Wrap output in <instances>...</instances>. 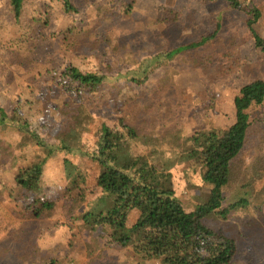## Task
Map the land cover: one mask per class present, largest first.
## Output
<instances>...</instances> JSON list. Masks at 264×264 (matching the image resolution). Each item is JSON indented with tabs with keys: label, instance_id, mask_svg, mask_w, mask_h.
<instances>
[{
	"label": "rangeland",
	"instance_id": "1",
	"mask_svg": "<svg viewBox=\"0 0 264 264\" xmlns=\"http://www.w3.org/2000/svg\"><path fill=\"white\" fill-rule=\"evenodd\" d=\"M237 1L238 8L226 0H72L76 11L66 15L54 0H29L26 19L17 27L25 28L35 47L27 54L31 64L19 65L5 50L17 31L10 25L9 0H0L1 263L45 264L55 258L58 264H160L133 257L109 230L77 218L110 205L96 186L100 166L91 153L103 128L117 131L130 152L156 165L159 182L174 191L184 209H194L197 189L209 188L203 170L192 166L194 155L207 132L233 123L232 100L239 88L264 79V53L246 27L257 9L261 15L253 27L264 40V0ZM217 24L208 43L164 66L151 60L142 83L115 77L154 52L197 42ZM201 61L209 66L206 71ZM66 63L100 71L107 79L83 97L71 98L36 75L37 69L60 70ZM162 78L164 89L159 88ZM251 113L257 118V111ZM121 123L137 138L129 139ZM257 138L253 134L248 141ZM41 161L40 170L25 176ZM244 192L249 194L245 207L210 224L237 240L232 264H264L263 182L253 189L229 188L226 204L238 202ZM38 198L55 205L53 217H29ZM72 199L79 202L75 220L62 213ZM136 218L132 210L113 235L129 234Z\"/></svg>",
	"mask_w": 264,
	"mask_h": 264
},
{
	"label": "trees",
	"instance_id": "2",
	"mask_svg": "<svg viewBox=\"0 0 264 264\" xmlns=\"http://www.w3.org/2000/svg\"><path fill=\"white\" fill-rule=\"evenodd\" d=\"M28 1L9 0L8 3L12 17L10 25H14L17 37L12 38L5 50L10 60L19 65L31 64L27 54L30 48L35 47L34 39L25 28L17 27L26 19ZM226 1L234 8L239 7L237 0ZM54 2L62 14L76 11L72 0ZM253 13L246 27L254 46L264 53V40L253 27L261 14L257 9ZM176 19L173 18L172 22H176ZM218 30L219 24L213 33L201 36L195 43L154 52L132 71L115 77L142 83L150 74L151 60L156 61L155 66H164L173 56L208 43ZM199 64L205 71L209 67L202 61ZM36 75L71 98L83 97L107 79L100 71L87 72L69 63L64 64L60 70L37 69ZM164 87L165 79L162 78L159 88ZM232 103L233 123L227 129L207 132L205 144L193 157L192 166L203 170V181L209 188L197 189L198 198L192 211H186L174 191L159 182L156 165L130 152L128 145L122 143L120 133L103 128L91 158L100 166L96 186L110 198V205L98 211L85 212L77 218L91 227L109 230L108 234L114 241L121 246H129L132 256L142 261L156 260L160 264H232L238 256L237 240L228 237L225 229H217L210 223L212 219L225 220L232 210L242 205L245 207L248 203L246 195L249 194L244 192L238 202L227 205L226 191L229 188L253 189L260 182L264 186V79H255L240 87ZM252 111L258 112L257 118L252 116ZM4 118V113L0 111V122ZM120 126L125 129L129 139L137 138L131 127L125 123ZM253 134H258V138L252 143L248 138ZM150 152L152 154L154 149ZM42 163L33 166L25 176L40 170ZM78 204L77 200H70L69 206L62 210L64 217L77 219L74 212ZM54 208L52 202L38 198L29 217L33 220L53 217ZM132 210L137 212V218L129 234L120 231L114 236L113 229L116 226L122 227ZM256 211H259V207ZM5 252L10 253L11 250L6 248ZM45 264H58V260L52 258Z\"/></svg>",
	"mask_w": 264,
	"mask_h": 264
}]
</instances>
